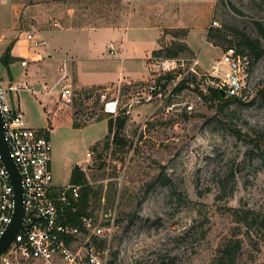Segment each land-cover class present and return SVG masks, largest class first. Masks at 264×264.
Returning <instances> with one entry per match:
<instances>
[{
    "label": "rangeland",
    "instance_id": "1",
    "mask_svg": "<svg viewBox=\"0 0 264 264\" xmlns=\"http://www.w3.org/2000/svg\"><path fill=\"white\" fill-rule=\"evenodd\" d=\"M52 1L58 5V0ZM214 18L219 22L214 27L243 33L257 40L260 50L258 58L245 50L253 59L246 96L223 110H218L222 102L197 101L185 84L182 91H173L174 96L136 103L145 82L109 85L110 92L119 97L116 115L103 113L100 101L84 93L77 94L76 106L70 104L73 118L76 111L77 121L86 125L73 132L76 145L72 151L79 158L93 151L92 159L83 165L96 191L89 209L96 223L114 221L109 232V264H209L218 246L239 231L233 208L251 209L257 217L250 237L246 228L237 236L244 238L238 264H264V0H217ZM54 20L53 13L46 24ZM3 24L0 19V28ZM228 39L233 43L219 46L222 51L226 46L236 47L232 34ZM4 46L5 42L0 44V61ZM20 64L11 66L17 80L23 71ZM0 69L3 74L9 70L2 61ZM168 87L172 90L171 81ZM30 93L21 92L28 117ZM189 100L195 102L192 112L183 105ZM91 114L96 119L84 121ZM123 114L128 120L121 136L127 143L106 145L108 118L102 116ZM56 137L54 133L52 143ZM64 178L60 182L68 183Z\"/></svg>",
    "mask_w": 264,
    "mask_h": 264
},
{
    "label": "crops",
    "instance_id": "2",
    "mask_svg": "<svg viewBox=\"0 0 264 264\" xmlns=\"http://www.w3.org/2000/svg\"><path fill=\"white\" fill-rule=\"evenodd\" d=\"M54 2L0 0V19L4 23L0 36L1 43L5 42L2 56L11 45V55L16 58L8 65L3 63L9 68L3 75L17 80L11 66L26 60V65L20 64L23 71L17 81L38 91L26 90L32 96L31 104L27 102L31 115H25L26 124L48 129L51 141L57 133L52 143L51 168L54 183L62 185L64 177L71 183L75 166L87 177L83 165L93 157L79 158L72 151L76 145L73 132L86 125H73L71 105L63 104L57 93L56 82L64 74V63L66 83L89 88L147 81V66L160 39L174 38L165 36V29H186L185 41L204 67L219 58L222 50L207 39L217 0H58V5ZM53 13V24H46ZM81 21L99 24H80ZM27 32L35 33L45 44L33 48L26 38ZM21 92L14 98L23 110Z\"/></svg>",
    "mask_w": 264,
    "mask_h": 264
},
{
    "label": "built area",
    "instance_id": "3",
    "mask_svg": "<svg viewBox=\"0 0 264 264\" xmlns=\"http://www.w3.org/2000/svg\"><path fill=\"white\" fill-rule=\"evenodd\" d=\"M218 25L219 22L213 19L211 26ZM26 38L35 49L45 44L33 32H27ZM21 64L26 65L27 61L23 60ZM63 68L64 74L56 82L58 95L63 104L72 105L77 89L66 83L65 63ZM252 68L251 55L238 51L235 46L226 47L208 67L201 65L198 56H153L147 66L150 77L144 81L145 85L138 91L142 96L135 102L141 99L148 102L163 95L174 96L173 91L184 84L200 102L218 104L219 99L211 98L213 91L241 99L246 96ZM169 75L173 77L169 79ZM170 81L172 90L168 87ZM24 90L38 92L26 82L6 78L0 69V112L11 157L21 174L24 207L20 230L0 253V264H109V232L114 221L104 225L96 223L93 216L79 215L82 185L54 183L49 130L28 126L25 113L14 98ZM110 90L111 86H102L90 89L87 95L89 99L100 101L105 113L113 115L118 110L119 97ZM132 105L129 104V108ZM183 105L187 112L195 110L193 100L185 101ZM95 119L96 114H91L84 121ZM92 156L93 151L88 150L87 157ZM14 208V187L0 155V238L12 221ZM106 216L110 220V215ZM102 240L104 246L100 245Z\"/></svg>",
    "mask_w": 264,
    "mask_h": 264
},
{
    "label": "trees",
    "instance_id": "4",
    "mask_svg": "<svg viewBox=\"0 0 264 264\" xmlns=\"http://www.w3.org/2000/svg\"><path fill=\"white\" fill-rule=\"evenodd\" d=\"M171 34L174 38L169 40L170 43H166L164 37L160 39L159 46L153 51L154 57H179L184 53H193L191 48L185 41V37L187 35V30L184 28L177 29H165V35ZM232 34L236 40V48L238 51L246 53L247 49L249 53L253 54L255 58H258L260 55L259 50V42L257 40L251 39L247 35L243 33H231L226 27H210L207 33V39L211 41L214 45L224 46L225 42L231 43L232 39L229 40L228 36ZM233 43V42H232ZM232 46V45H231ZM228 47V46H226ZM225 47V48H226ZM1 61L8 65L13 61H16V58L11 55V45L6 49L4 55L1 58ZM172 75H169V79L172 78ZM99 87H89L82 88L80 91H76L78 93L87 94L90 89L100 88ZM183 86L176 88V90H181ZM78 97L75 96L73 98L72 105L76 106L78 103ZM211 98L219 99L222 102L221 106L218 108L219 111L223 110L224 106L229 105L234 102L238 98L232 96H224L220 91H213ZM105 113V112H103ZM107 114V113H105ZM76 111H74V121L73 125L75 127H81V125L76 119ZM107 119L108 124V133L106 134L105 144L109 145V143L116 144H126V139L121 136L122 131L124 130L128 116L126 114L118 115L116 117L113 116H102L101 119ZM100 119V120H101ZM98 145V143H97ZM95 145V146H97ZM71 183L80 184L81 187V198H80V211L79 215H89L92 216V213L89 209L90 201L94 195H96V191L89 184V181L85 175V172L80 170L78 166H75L73 171V177L71 179ZM231 214L234 218V221L237 222V230L239 229V233H233L231 237L223 241L217 248V252L209 264H238L237 258L240 255V252L243 248V237L238 238L237 236L241 235L240 230L242 228H246L247 236L250 237V229L251 227L257 223V217L254 216V211L251 209H231ZM263 223V222H262ZM105 241L102 240L100 242L101 246H104Z\"/></svg>",
    "mask_w": 264,
    "mask_h": 264
},
{
    "label": "water",
    "instance_id": "5",
    "mask_svg": "<svg viewBox=\"0 0 264 264\" xmlns=\"http://www.w3.org/2000/svg\"><path fill=\"white\" fill-rule=\"evenodd\" d=\"M226 96L225 93H223ZM0 155L2 161L9 171L12 185L14 187L15 208L11 223L8 225L4 234L0 238V253L4 251L13 241L20 230L23 222L24 207H23V186L21 182V174L18 171L17 165L11 157L8 142L5 138L4 121L0 112Z\"/></svg>",
    "mask_w": 264,
    "mask_h": 264
}]
</instances>
